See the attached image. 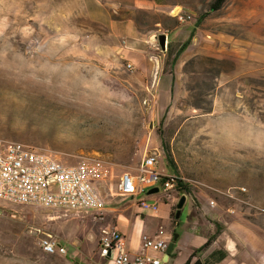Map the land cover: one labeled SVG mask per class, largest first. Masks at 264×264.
<instances>
[{
    "label": "rangeland",
    "instance_id": "1",
    "mask_svg": "<svg viewBox=\"0 0 264 264\" xmlns=\"http://www.w3.org/2000/svg\"><path fill=\"white\" fill-rule=\"evenodd\" d=\"M86 1L0 0V140L67 165L84 158L100 167L107 175L92 184L104 192L105 208L123 199L120 175L159 153L157 170L187 187L175 193L176 202L187 197L180 222L191 203H203L213 230L218 221H237L264 239V0H225L214 12V0H101L115 20L133 21L144 35L176 23L193 27L166 99L144 61L138 70L121 50L85 47L95 32L110 43L87 19ZM176 14L190 18L179 23ZM93 215L2 207L0 264H100L107 216L99 224ZM45 238L66 255L44 253Z\"/></svg>",
    "mask_w": 264,
    "mask_h": 264
},
{
    "label": "crops",
    "instance_id": "2",
    "mask_svg": "<svg viewBox=\"0 0 264 264\" xmlns=\"http://www.w3.org/2000/svg\"><path fill=\"white\" fill-rule=\"evenodd\" d=\"M85 7L87 19L94 22L97 27L104 28L107 32L106 37L110 39V43L102 42L98 32L90 37L85 35L86 38L82 40L85 47L88 48V44L94 43L97 49L105 47V50H118L117 53L121 50V57L126 58L130 68L134 66L138 70H141L144 61L145 72L152 75L157 86L162 88L163 98H168L173 89L171 70L182 61L188 45L193 43L192 38L195 34L193 27L189 23L178 24L170 31L165 27L164 32L158 30L157 33L144 35L133 21L115 20L112 12L101 0H87ZM160 35H166L163 50L156 40ZM118 40L122 41L123 46L117 44ZM186 43H188L187 47L180 51ZM166 59L170 64L165 62ZM99 193L102 195L104 192L99 191ZM140 198L141 196L127 199L113 198L112 202H108L109 206L104 209L107 216L104 226L114 227L125 236L126 247L130 254L136 255L140 251L142 235L165 239L169 245L173 242V235L177 234L168 261L163 264H186L187 261L188 264H264V256L261 254L264 253V239L253 231H247V225L237 221L219 225L221 223L218 221V225L213 230L214 223L211 222V218H206L202 211L205 208L203 203H199L200 208H193L191 203L185 220L179 221L176 227L170 228V213L175 204L159 202L157 196L147 195L144 197L147 202L159 203L158 214L153 215L150 211L140 210L136 205ZM125 200L126 203L122 204ZM159 227L163 230L162 235L158 234ZM173 230L175 233L172 232ZM213 236L212 243L204 251H198Z\"/></svg>",
    "mask_w": 264,
    "mask_h": 264
},
{
    "label": "built area",
    "instance_id": "3",
    "mask_svg": "<svg viewBox=\"0 0 264 264\" xmlns=\"http://www.w3.org/2000/svg\"><path fill=\"white\" fill-rule=\"evenodd\" d=\"M179 23L190 16L176 14ZM128 67H130L128 65ZM159 153L142 158L135 172L120 175L117 196L123 199L141 198L136 205L142 211L158 214L159 202L175 204L178 178L157 170ZM83 158L76 165L64 164L49 153L13 141L0 140V213L2 207L31 206L41 208L65 218H84L93 213L99 224L105 221V201L92 184L94 176L106 177V171L93 167ZM157 188L158 200L153 204L144 197L150 189ZM158 234L163 230L158 228ZM98 257L100 264H163L168 243L165 239L141 236L140 251L130 254L126 238L114 227L103 226L98 233ZM39 246L47 255H66L64 247L51 239H42Z\"/></svg>",
    "mask_w": 264,
    "mask_h": 264
},
{
    "label": "trees",
    "instance_id": "4",
    "mask_svg": "<svg viewBox=\"0 0 264 264\" xmlns=\"http://www.w3.org/2000/svg\"><path fill=\"white\" fill-rule=\"evenodd\" d=\"M224 2H225V0H214L213 4L210 5L209 11H211V12L217 11L221 7V5L224 4ZM205 16H206V14H202L201 17L198 19V21H196V24L198 25L205 18ZM177 26H178L177 23L174 24V28ZM187 45H188V43L184 44L180 51H183L187 47ZM174 60H175V57H174L173 61ZM175 182H176V187L178 190H180V191L186 190V188H187L186 185L184 183H182L180 180L177 179V180H175ZM175 210H176V208H175V206H173V208L171 209V213H170V219H171V222L173 225L172 228L176 227L177 223L179 222V218L178 219L174 218ZM172 232L175 233V230H173ZM213 240H214V236L209 238L207 243L205 245H203L200 249H198V251H201V252L204 251L212 243ZM186 264H188V261Z\"/></svg>",
    "mask_w": 264,
    "mask_h": 264
},
{
    "label": "water",
    "instance_id": "5",
    "mask_svg": "<svg viewBox=\"0 0 264 264\" xmlns=\"http://www.w3.org/2000/svg\"><path fill=\"white\" fill-rule=\"evenodd\" d=\"M165 38H166V35H160L158 38H156L158 46L162 50L165 49ZM156 192H158V189L154 188V189H150L147 192V194L148 195H151V194L154 195V194H156ZM184 203H185V196H181L179 198L178 202L175 204V208H176V210L174 212V218L175 219H178L180 217V210H182ZM173 236H174L173 242L168 245V248L166 249V252H165V255L163 258V262L168 261L169 254L172 250L173 244H174L175 240L177 239V234H174Z\"/></svg>",
    "mask_w": 264,
    "mask_h": 264
}]
</instances>
